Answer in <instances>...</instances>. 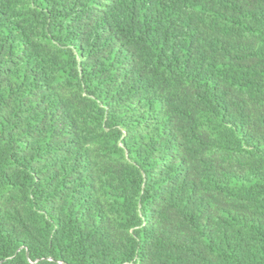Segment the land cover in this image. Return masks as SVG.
I'll list each match as a JSON object with an SVG mask.
<instances>
[{"label":"trees","instance_id":"trees-1","mask_svg":"<svg viewBox=\"0 0 264 264\" xmlns=\"http://www.w3.org/2000/svg\"><path fill=\"white\" fill-rule=\"evenodd\" d=\"M0 264H264V0H0Z\"/></svg>","mask_w":264,"mask_h":264}]
</instances>
